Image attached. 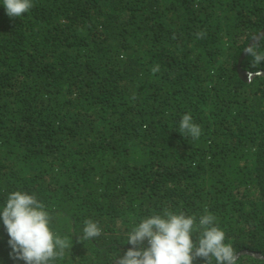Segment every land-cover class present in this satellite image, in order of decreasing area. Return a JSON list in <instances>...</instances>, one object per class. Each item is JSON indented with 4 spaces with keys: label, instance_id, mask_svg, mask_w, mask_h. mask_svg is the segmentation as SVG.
I'll use <instances>...</instances> for the list:
<instances>
[{
    "label": "trees",
    "instance_id": "trees-1",
    "mask_svg": "<svg viewBox=\"0 0 264 264\" xmlns=\"http://www.w3.org/2000/svg\"><path fill=\"white\" fill-rule=\"evenodd\" d=\"M33 5L10 19L0 0V208L14 191L44 203L71 245L56 264H113L165 209L211 213L225 243L264 255V76L237 71L264 0ZM185 114L199 139L179 132ZM86 219L101 235L78 240ZM8 239L0 220V264H24Z\"/></svg>",
    "mask_w": 264,
    "mask_h": 264
},
{
    "label": "clouds",
    "instance_id": "clouds-1",
    "mask_svg": "<svg viewBox=\"0 0 264 264\" xmlns=\"http://www.w3.org/2000/svg\"><path fill=\"white\" fill-rule=\"evenodd\" d=\"M3 6L7 16L15 19L34 5L33 0H3ZM204 35L202 31L196 33L198 39ZM261 40L264 36H254L243 49L252 57L251 68L256 69L246 72L249 83L264 76V71L259 70L264 61ZM151 71L155 74L159 66ZM179 132L196 140L202 129L193 122L190 114H185L179 121ZM0 220L9 237L10 256L24 264H56L71 247L68 237L52 230V215L34 194L10 193L0 208ZM82 233L78 240H92L101 235V228L98 222L86 219ZM193 235L197 237L195 242ZM225 239L226 234L216 224L213 214L206 213L197 219L194 215L165 209L162 213L144 217L132 227L127 234V244L131 247L123 255L118 254L113 264H194L197 259H202L205 264H212L213 259L216 264H237L239 253L232 244L225 243Z\"/></svg>",
    "mask_w": 264,
    "mask_h": 264
},
{
    "label": "water",
    "instance_id": "water-1",
    "mask_svg": "<svg viewBox=\"0 0 264 264\" xmlns=\"http://www.w3.org/2000/svg\"><path fill=\"white\" fill-rule=\"evenodd\" d=\"M263 35H264V28L262 30H260V32L256 36H263ZM245 55L246 54L243 51L242 54H241V56H240V58H239V61H238L237 71H238V74H239L240 78L246 81L247 80L246 72H244L241 69V67H240V63H241V61H242V59L244 58ZM243 254H247V255H251V256L257 257V258L264 259V255H260V254H257V253L248 252V251H241V252H239V256L240 255H243Z\"/></svg>",
    "mask_w": 264,
    "mask_h": 264
}]
</instances>
